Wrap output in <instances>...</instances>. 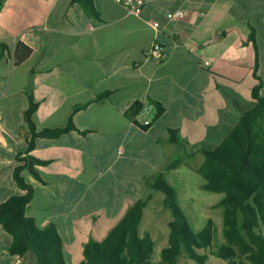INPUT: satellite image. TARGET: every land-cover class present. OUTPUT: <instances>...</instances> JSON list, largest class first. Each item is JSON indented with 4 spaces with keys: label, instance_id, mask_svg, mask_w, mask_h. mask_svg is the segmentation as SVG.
<instances>
[{
    "label": "crops",
    "instance_id": "0c3cea01",
    "mask_svg": "<svg viewBox=\"0 0 264 264\" xmlns=\"http://www.w3.org/2000/svg\"><path fill=\"white\" fill-rule=\"evenodd\" d=\"M91 1L98 20L71 0H5L0 8V204L21 193L13 169L15 156L25 155L28 139L23 119L27 91L38 104L37 129L62 127L69 116L75 127L56 139H37L28 153L47 162L34 167L40 180L22 173L33 187L25 216L36 226L78 219L79 207L91 200L88 194H128V205L122 199L111 205L108 198L101 217L89 215L100 219L105 214L107 223L115 217L116 226L141 201L132 194L150 190L157 177L171 187L188 184L189 174H197L203 162L201 151L218 147L254 106V74L264 82V0H153L138 16L113 0ZM176 10L186 15L166 19ZM229 29L245 38L252 32L254 44L241 45L235 32L221 36ZM18 42L30 53L14 66ZM154 43L163 49L162 61L144 57ZM233 49L238 57L233 58ZM245 79L255 83L242 93L234 85ZM104 93L108 95L95 100ZM135 102L160 104L163 113L141 130L125 115ZM81 105L85 107L71 115ZM169 131L176 132L175 143L169 141ZM177 159V166L168 167ZM220 199L208 207L218 208ZM152 221L160 257L169 230L159 227L156 218ZM139 235L150 236L154 254L153 236L140 229ZM10 244L0 226V264H36L29 253L11 255ZM210 262L209 257L205 264ZM176 264L193 263L180 257Z\"/></svg>",
    "mask_w": 264,
    "mask_h": 264
},
{
    "label": "trees",
    "instance_id": "16d2710c",
    "mask_svg": "<svg viewBox=\"0 0 264 264\" xmlns=\"http://www.w3.org/2000/svg\"><path fill=\"white\" fill-rule=\"evenodd\" d=\"M81 6L85 14L98 20V14L91 0H71ZM5 0H0V8ZM235 32L229 29L221 36ZM241 45L254 44L251 32L248 38L235 32ZM3 47L4 46H0ZM30 53V49L18 42L13 51L14 66L20 65ZM257 60L254 68L256 73ZM257 83L251 89L254 106L245 111L237 124L211 151H201L203 162L197 174L203 179L202 189L222 194L216 207L222 209L223 243L215 244L213 222L208 219L205 227L193 233L184 213L176 202V192L163 178L157 177L149 183L150 190L161 193V205L168 210L171 220L168 222L167 246L160 251L161 264H176L184 257L195 264H205L209 257L226 264H264V94L261 93V81L254 74ZM108 93L95 97L100 100ZM28 106L23 114L27 127L25 155L15 156L13 181L21 193L12 195L0 204V226L11 238L8 249L11 255L23 256L27 253L35 258L36 264H66L63 257L62 240L53 224L39 229L34 221L25 216V209L33 197V187L22 177L26 171L31 177L40 180L35 166L46 165L32 155H28L39 138L56 139L75 129L71 117L62 127L37 129L34 114L37 102L32 91H27ZM154 107L151 123L163 113L160 104L149 102ZM143 104L133 103L125 115L133 120ZM85 107L76 106L72 113ZM141 130L148 127L139 126ZM169 141L176 142V132L169 131ZM180 159L171 162L175 167ZM151 197L138 201L127 209L120 222L100 241H89L83 246V261L80 264H150L153 253V241L149 235H139V224L143 210ZM203 251V253H200Z\"/></svg>",
    "mask_w": 264,
    "mask_h": 264
},
{
    "label": "rangeland",
    "instance_id": "374dc122",
    "mask_svg": "<svg viewBox=\"0 0 264 264\" xmlns=\"http://www.w3.org/2000/svg\"><path fill=\"white\" fill-rule=\"evenodd\" d=\"M234 57H238V54L233 49V58ZM254 83L255 82H252L250 79H245L239 80L234 86L237 87L240 92L247 93L249 88ZM262 85L264 88V82H262ZM241 109L244 110L245 106H243ZM189 175L190 177L188 178V184L184 186H181V184H175L173 187L176 191L177 205L184 213L187 224L193 233H198L201 231L205 227L208 219L212 220L215 244L220 245L224 242L221 234L222 209H210L208 205L215 203L220 198H222V194L204 191L201 185L203 182L202 178L196 173H190ZM149 194H151V199L148 202L147 207H145L143 210L144 214L139 224V229L141 232H147L153 236L156 247L154 251L155 253L151 256L150 264H158L160 260L158 255L159 244L156 240L158 231L155 230L156 225L153 226L152 219L156 218L158 220V226L164 228L168 232V227L165 226V221L167 218L170 220L171 217L169 211L164 209L161 205V199L163 196L160 193L146 189L142 193L132 194V199H140L142 201L145 200ZM88 195L91 200L87 206L81 205L79 207L78 211L81 214L79 215L78 219H51L52 224L57 228V231L61 237L64 260L67 264H80L83 261V245L89 241H100L101 237H104L110 231V229L115 226L114 222L117 220V218L111 217L110 222L107 223L106 219H104L105 214L104 218L100 219H92V216L89 215L99 214L101 217L102 212L105 211L104 209H101V205L108 198L111 199V205L116 202H121V199L124 201V205L129 204L127 198L124 199V196H127L128 194H110L109 197L106 194L98 193ZM159 210L164 214L161 215ZM118 212L121 213V210ZM37 226L39 228H43L47 225L38 224ZM261 232L264 236V229H261ZM200 253H203V251H200ZM210 259L211 262L209 264H221V262H223L212 257H210ZM182 260L188 261V259L183 257ZM190 262L195 264L192 261Z\"/></svg>",
    "mask_w": 264,
    "mask_h": 264
},
{
    "label": "built area",
    "instance_id": "2783aa9c",
    "mask_svg": "<svg viewBox=\"0 0 264 264\" xmlns=\"http://www.w3.org/2000/svg\"><path fill=\"white\" fill-rule=\"evenodd\" d=\"M115 3L123 6L128 14L138 16L142 12L145 5L153 0H113ZM186 15L185 11L176 10L172 13L165 15L168 20H179ZM158 24L153 23L152 27L157 28ZM145 59H153L155 61H162L165 57L162 47L154 43L150 49L144 52ZM208 63H205L204 66H207ZM154 114V107L151 104H143L140 112L132 120L138 127L144 126L148 127L151 124V117ZM140 128V127H139ZM15 264H20L16 262Z\"/></svg>",
    "mask_w": 264,
    "mask_h": 264
},
{
    "label": "water",
    "instance_id": "95a60500",
    "mask_svg": "<svg viewBox=\"0 0 264 264\" xmlns=\"http://www.w3.org/2000/svg\"><path fill=\"white\" fill-rule=\"evenodd\" d=\"M216 39H219V37H218V36H216Z\"/></svg>",
    "mask_w": 264,
    "mask_h": 264
}]
</instances>
